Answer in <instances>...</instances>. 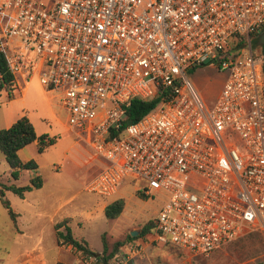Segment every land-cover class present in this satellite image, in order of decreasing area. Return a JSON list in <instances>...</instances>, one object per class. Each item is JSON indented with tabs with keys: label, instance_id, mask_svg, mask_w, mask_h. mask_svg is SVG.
<instances>
[{
	"label": "built area",
	"instance_id": "obj_1",
	"mask_svg": "<svg viewBox=\"0 0 264 264\" xmlns=\"http://www.w3.org/2000/svg\"><path fill=\"white\" fill-rule=\"evenodd\" d=\"M263 33L264 0H0L10 70L55 93L103 161L85 190L147 180L143 196L167 199L146 239L191 258L264 231ZM212 62L228 77L208 104L190 74ZM158 93L124 126L127 103Z\"/></svg>",
	"mask_w": 264,
	"mask_h": 264
},
{
	"label": "rangeland",
	"instance_id": "obj_2",
	"mask_svg": "<svg viewBox=\"0 0 264 264\" xmlns=\"http://www.w3.org/2000/svg\"><path fill=\"white\" fill-rule=\"evenodd\" d=\"M228 72L212 62L197 67L190 74L192 82L208 104L219 96ZM21 87H26L24 91ZM197 83L199 85H197ZM27 116L38 136L48 135L57 142L45 153L38 152V141L20 152L22 161L35 160L44 185L27 192L25 198L6 191L0 194V264H83L88 255L71 246L57 244L55 225L71 219L69 225L78 240H86L89 248L102 255L103 237L109 246L123 242L109 264H264V231L246 229L238 239L214 251L209 256L190 257L169 246H159L146 237L130 239L154 221L166 203V194L154 192L142 196L148 186L145 179L130 177L116 195L104 198L85 190L87 184L102 169L103 161L71 131L65 110L54 93H47L34 75L23 80L17 76L13 97L0 93V130L8 129L22 116ZM34 171H22L20 179L11 175V167L0 152V190L3 185L26 186ZM8 199L16 214L14 221L3 200ZM122 200L125 203L117 219H108L105 208ZM64 230V228H62ZM65 231V230H64ZM96 264V263H93Z\"/></svg>",
	"mask_w": 264,
	"mask_h": 264
},
{
	"label": "trees",
	"instance_id": "obj_3",
	"mask_svg": "<svg viewBox=\"0 0 264 264\" xmlns=\"http://www.w3.org/2000/svg\"><path fill=\"white\" fill-rule=\"evenodd\" d=\"M256 47H260L259 40L255 42ZM264 54V46H261ZM16 75L10 70L5 54L0 52V93L6 91L9 98L13 97L15 90ZM164 94L158 93V96L149 99H134L127 103L125 107L126 120L124 126L136 123L147 115L151 110L157 107L164 100ZM38 141V152L40 154L45 153L50 147L54 146L57 142L56 138H51L44 134L38 136L34 125L30 119L25 115L22 116L14 125L8 129L0 130V152H2L8 164L11 167V175L15 180L20 179L22 171H34L37 173L36 176L32 177L30 184L26 186L3 185L0 190V194L4 197L5 192H12L21 198H25L27 192H32L35 189L43 187V178L39 173V165L35 160L24 162L20 158V151L27 146ZM143 196V195H142ZM4 206L8 209L11 218L16 221V214L11 207V203L8 199L3 200ZM125 203L122 200L115 201L105 208V214L108 219H117L124 210ZM71 219L65 218L61 222L55 225L57 234V244L59 246L66 245L71 246L79 252H82L88 256H99L102 259L103 264H109V262L116 257L121 247L124 246L123 242H116L113 244V249L109 252V246L103 237V254L99 255L89 248L86 240H78L73 234V230L70 227ZM155 220L146 224L140 236L132 237L130 239H136L138 237H146L147 235L154 232ZM64 228L65 231H60ZM52 264H66L57 261Z\"/></svg>",
	"mask_w": 264,
	"mask_h": 264
},
{
	"label": "water",
	"instance_id": "obj_4",
	"mask_svg": "<svg viewBox=\"0 0 264 264\" xmlns=\"http://www.w3.org/2000/svg\"><path fill=\"white\" fill-rule=\"evenodd\" d=\"M260 45H261V46H264V33H263V35H262V37H261ZM131 235H132V237H136V236L138 235V232H132Z\"/></svg>",
	"mask_w": 264,
	"mask_h": 264
},
{
	"label": "crops",
	"instance_id": "obj_5",
	"mask_svg": "<svg viewBox=\"0 0 264 264\" xmlns=\"http://www.w3.org/2000/svg\"><path fill=\"white\" fill-rule=\"evenodd\" d=\"M22 79H23V78H22ZM23 80H24V79H23ZM16 82H17V77H16ZM15 85H16V83H15ZM18 85H19L20 88L23 87V86L21 87V84H19V81H18ZM197 85H199V84L197 83ZM22 89L25 91V90H26V87H23ZM46 92H47L48 94H49V93H52V92H48V91H46ZM55 96H56V94L54 93V97H55ZM20 152H21V151H20ZM67 218H69V217H67ZM63 220H64V219H63ZM57 223H58V222H57ZM57 223H56V224H57ZM70 227H71V226H70ZM60 231L63 232L64 230L61 229ZM45 264H47V263H45Z\"/></svg>",
	"mask_w": 264,
	"mask_h": 264
}]
</instances>
